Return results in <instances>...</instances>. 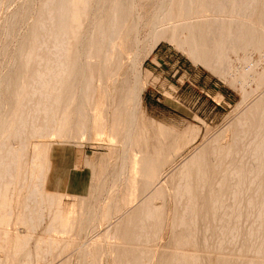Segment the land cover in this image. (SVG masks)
Here are the masks:
<instances>
[{
	"label": "bare ground",
	"instance_id": "1",
	"mask_svg": "<svg viewBox=\"0 0 264 264\" xmlns=\"http://www.w3.org/2000/svg\"><path fill=\"white\" fill-rule=\"evenodd\" d=\"M10 1L0 0V264H57L72 249L66 264H264V0ZM143 32L149 52L174 43L240 90L232 121L189 155L194 132L140 124ZM84 141L118 145L119 161L83 157L75 216L49 185L55 148ZM110 168L124 174L115 191L146 196L122 219L134 198L98 196Z\"/></svg>",
	"mask_w": 264,
	"mask_h": 264
},
{
	"label": "rangeland",
	"instance_id": "2",
	"mask_svg": "<svg viewBox=\"0 0 264 264\" xmlns=\"http://www.w3.org/2000/svg\"><path fill=\"white\" fill-rule=\"evenodd\" d=\"M15 3H17L15 0L10 1V7L8 8H14L16 6ZM152 7V5H140L138 12L139 14L151 12L153 10ZM143 33L142 40L145 41L140 46L141 49H137L140 51H136L138 57L136 56L134 59V62L139 67H142L143 72L144 88L142 90V109L139 113L140 124L143 123L149 126L151 121H155L157 124L164 125L180 134L194 132L197 134V138L186 149V154H184L189 155L205 141L215 137L232 121L233 117L237 114L234 112L236 105L242 98L240 90L231 85L229 79L223 78L203 64L193 61L174 43L161 41L156 48L149 52L148 49L153 42L146 41V38H144L146 37V33ZM22 35V32H20L16 36L15 41L18 42ZM13 44L10 43L5 48V51L9 52L11 46L13 48ZM1 57L0 69L2 68L1 65H3V62L7 61L6 55L3 54ZM254 59L259 60L260 56L256 54ZM254 62L251 63V66ZM262 63L264 65V61ZM71 146H74L78 151L80 150L81 157L75 167H82L84 173L79 178H74L73 175L70 177L71 182L67 185L66 194L63 196L64 199L62 198V203L64 202L63 205L68 212L79 216L80 212H82L79 206V195L83 193L75 194L70 191L82 192L84 185L88 182V176L83 162L84 158L93 155L94 152L103 155L109 154L113 156L112 163H115L119 161L118 153L120 152V147L116 144L102 145L93 143L92 141L89 143L88 141L82 143L71 142ZM116 151L118 153H115ZM180 158H178L176 163H180L182 160ZM176 166V164L167 165L165 167V175L171 173ZM118 173L111 171L110 168L106 174L102 176L98 175L96 187L98 186L97 189H99V198L104 201L115 198L120 200L134 198L136 200L132 208H125L118 215V219H122L128 216L133 208L141 203L146 196L131 197L128 192L115 191V183H121L124 180V174L121 172ZM76 180H79L78 183L75 182ZM72 188H75V190ZM41 232L42 230L39 231V233ZM62 237L66 238V236ZM164 238H167V235H164ZM189 249L194 251V246H190ZM75 253L76 249H72L68 253V256L64 257L57 264H66V260L69 257H73L74 259ZM233 257H237V255H233Z\"/></svg>",
	"mask_w": 264,
	"mask_h": 264
},
{
	"label": "crops",
	"instance_id": "3",
	"mask_svg": "<svg viewBox=\"0 0 264 264\" xmlns=\"http://www.w3.org/2000/svg\"><path fill=\"white\" fill-rule=\"evenodd\" d=\"M66 148H59L56 147V151L54 154V170H53V177L52 182L49 187L55 190H67V183H65L64 179H62L63 175L67 174L65 169L71 170V168L78 163L80 156V150H76L74 146H65ZM86 153V152H85ZM74 163V165H73ZM74 170L70 171V175L72 174L74 178H79L83 173L84 170L82 167H74ZM79 180L75 182L78 183ZM73 189V188H72ZM75 190V188L73 189ZM75 194H82L80 191H70Z\"/></svg>",
	"mask_w": 264,
	"mask_h": 264
}]
</instances>
